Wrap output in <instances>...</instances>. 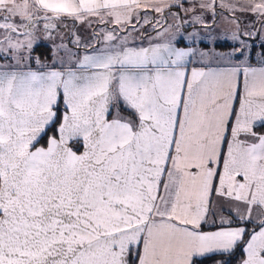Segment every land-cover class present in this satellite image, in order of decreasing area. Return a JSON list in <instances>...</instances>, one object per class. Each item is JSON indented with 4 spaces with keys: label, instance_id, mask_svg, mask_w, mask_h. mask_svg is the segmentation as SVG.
Wrapping results in <instances>:
<instances>
[{
    "label": "snow or ice",
    "instance_id": "obj_1",
    "mask_svg": "<svg viewBox=\"0 0 264 264\" xmlns=\"http://www.w3.org/2000/svg\"><path fill=\"white\" fill-rule=\"evenodd\" d=\"M219 15L231 50L199 55L231 66L189 73L197 52L177 42L198 33L184 25L211 32ZM133 19L162 28L156 42L129 46ZM68 21L117 27L56 70L35 51ZM257 31L264 0H0V264H204L237 249L264 264Z\"/></svg>",
    "mask_w": 264,
    "mask_h": 264
},
{
    "label": "crops",
    "instance_id": "obj_2",
    "mask_svg": "<svg viewBox=\"0 0 264 264\" xmlns=\"http://www.w3.org/2000/svg\"><path fill=\"white\" fill-rule=\"evenodd\" d=\"M187 1V0H186ZM72 21H68V23H71ZM81 28L86 26L87 23L81 24ZM92 27L90 28L89 32H86L84 36L82 37L81 32H79V37L82 39L81 42L84 43L86 46V49L88 47V50H85L80 58H82L85 54H99L100 50H104L105 46L102 44L103 39L101 38L100 40L95 39V33L98 34L97 31L99 29H103L104 27L101 24L97 23H92ZM68 26H70L68 24ZM233 25L229 23L228 20L224 18V16H221L218 19V22L216 26L214 27L213 31L211 34L206 35V32H199L192 30L190 32H187L186 34L188 35L189 33L196 32L198 33V39H196L195 42L188 40L186 43L192 44L191 47H193L197 54L193 57L188 58V63H187V70L190 73L193 68H203L204 70H222L224 68L230 67L231 65L219 61V60H213L211 58H201L199 55V52H215V53H224L228 52L231 50V45L233 42L230 39H226L227 36L230 35V32L227 31L228 29H231ZM94 36H93V35ZM99 35V34H98ZM101 35V34H100ZM93 38H90V37ZM156 34H152L150 36H147L145 38H139L138 35H135V39H132V37L129 39L128 43L129 46H134V47H147L149 46L150 43L156 42L157 38H155ZM212 37V38H210ZM214 38V39H213ZM248 40V44L250 46V57L248 60V63L250 64L251 67L254 68H260L264 67L263 65L260 64V47L262 44H264V37L261 36V34L258 31V36L257 37H252V38H246ZM177 46L180 48H186V46H181L179 42H177ZM190 47V46H188ZM51 63V62H50ZM71 67H75L71 66ZM37 67H33L34 70H36ZM51 68H55L56 70H63V68L67 67H61V66H54ZM242 75H241V83H242Z\"/></svg>",
    "mask_w": 264,
    "mask_h": 264
},
{
    "label": "rangeland",
    "instance_id": "obj_3",
    "mask_svg": "<svg viewBox=\"0 0 264 264\" xmlns=\"http://www.w3.org/2000/svg\"><path fill=\"white\" fill-rule=\"evenodd\" d=\"M182 15H183V13H182ZM165 16H167V12H165ZM206 17H207V19H206ZM206 17H205V19L209 23V21H211L210 17H208V16H206ZM240 17L242 18L244 28H249L250 29L251 22H252V17L248 16L247 14H241ZM148 19L149 20L159 19V16H158V14L154 13L153 15H148ZM162 23H163V21H162ZM101 25L104 28L103 29H99V31H97L99 35L95 33L94 34L95 36H94L92 34L95 37L96 40H100L102 38L104 31H109V30H112L113 28L117 27L116 25H112V24H108V25L101 24ZM188 26H191V27L193 26L194 28H192V30H195V31L197 30V31L202 32V33L203 32H206V33L208 32L201 25H188V24H186V25H184V28H186ZM91 27H92V25L89 26L88 24L86 26L82 27V31H81L82 37L84 36V34L86 32H89ZM256 28L259 29V24L256 25ZM157 30L162 31L163 29L158 26ZM192 30H190V31H192ZM73 31L77 32L75 29ZM190 31H188V32H190ZM133 32L134 31L131 32L130 38L135 36L133 34ZM146 32H148V31L146 30ZM186 33L187 32H185V36H187ZM59 35L63 36V41H61L59 38H57L54 42L50 41V40H47V39H44V40L41 41V44H48L53 49V56H54L53 60H52L51 63H47L45 65H48L50 67H54V66L70 67V66L76 65L77 59L80 58L81 54L85 50H88V47L86 49V46L84 45V43L81 42L82 40L80 41L79 44L76 43L75 36L79 37V34H75V36H72V29H70L69 26H67V27L61 26ZM117 35L123 36V35H126V33L118 32ZM257 36H258V31L256 33H254L253 37H257ZM90 38H93V37H90ZM155 38H157V37L155 36ZM188 40L189 39H185V41H188ZM61 43H63L64 47L59 48L58 50H56V45H59ZM102 44L106 47L104 41H102ZM61 60H63V65L61 64ZM0 64H3V63H0ZM31 67L32 68L33 67H37V65L36 64L35 65H31Z\"/></svg>",
    "mask_w": 264,
    "mask_h": 264
},
{
    "label": "trees",
    "instance_id": "obj_4",
    "mask_svg": "<svg viewBox=\"0 0 264 264\" xmlns=\"http://www.w3.org/2000/svg\"><path fill=\"white\" fill-rule=\"evenodd\" d=\"M186 2H187V1H186ZM153 14H154L153 12H148V15H153ZM181 14H182V13H181ZM237 15H239V17H240L241 14H237ZM140 16H141V17L144 16V12H143V11H141ZM221 16H223V15H219V16L216 18L215 21H212V20L210 19L211 21H209V25H210V27H211L212 30H211V32L208 31V32L206 33V35H209V34L212 33L214 27L216 26V23H217L218 19H219ZM149 17H150V16H149ZM208 17H209V16H208ZM206 19H207V17H206ZM152 21L154 22L155 19H153ZM240 23H241L242 28H244V26H243V21H242V18H241V17H240ZM68 24L70 25L69 28L72 29V36H73V33H75V34H79V32L82 31V28H81L82 25H81V24L76 23L74 27H73V22L68 23ZM132 24H135L136 28L139 29L138 32H137V31H134V32H133V34H134V35H138L139 38H145V37L150 36V35H152V34H156L157 29L152 28V25H151V24H143V19H141L140 23H137L136 20L133 19ZM131 27H132V25L130 24V25L128 26V28L131 29ZM192 28H194V27H193V26H192V27H191V26H188V27H186L185 29H187V32H188V31L192 30ZM74 29H75L77 32H74V31H73ZM146 30H147L148 32H146ZM133 37H134V36H133ZM79 38H80V37H79ZM80 40H82V39L80 38ZM178 42H179V44H180L181 46H186V47H188V46L191 47V46H192V44H188V43H186L185 40H183V41H178ZM262 45H264V44H262ZM262 45H261V46H262ZM262 51H264V48L260 47V54H261ZM35 55H39V56H41V59L43 60L44 64H47V63L52 62L53 57H54V56H53V49H52V47H51L50 45H48V44H41L40 47H38V48L36 49V51H35ZM5 62H6V61H4V60H0V63H5ZM260 64L264 66V60L261 59V55H260ZM32 65H35V63L33 62ZM60 107H61V111H63V105H62V104L60 105ZM50 134H51V133H50ZM42 143H44V141H42ZM249 230H251V228H250ZM203 259H204V264H217V261H222L223 264H240V260L242 259V253H241V251H240L239 249H237L233 255H220V254H216V255H214L212 258H203Z\"/></svg>",
    "mask_w": 264,
    "mask_h": 264
}]
</instances>
